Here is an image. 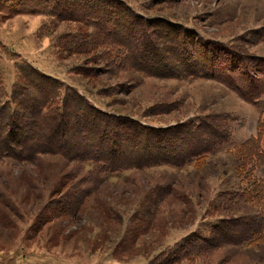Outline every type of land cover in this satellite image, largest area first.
I'll return each instance as SVG.
<instances>
[{"label": "rangeland", "instance_id": "1", "mask_svg": "<svg viewBox=\"0 0 264 264\" xmlns=\"http://www.w3.org/2000/svg\"><path fill=\"white\" fill-rule=\"evenodd\" d=\"M120 24L134 31L128 38L138 52L147 42L136 33L140 24L181 39L170 53H196L199 45L219 76L262 81L261 98L250 103L218 78L116 68L103 42L113 39L120 50ZM25 65L62 85L60 102L78 94L115 125L165 128L220 115L231 139L199 165L120 173L54 154L2 160L0 264L160 263L184 239L211 237L222 219L263 211V191L251 203L240 189L253 180L264 185V157L252 139L260 136L264 151V0H0L4 100L10 102ZM179 264H264V242L222 246Z\"/></svg>", "mask_w": 264, "mask_h": 264}, {"label": "trees", "instance_id": "2", "mask_svg": "<svg viewBox=\"0 0 264 264\" xmlns=\"http://www.w3.org/2000/svg\"><path fill=\"white\" fill-rule=\"evenodd\" d=\"M120 25L124 28L120 50H115V44L118 46L119 43L113 39L103 42L106 44L104 55L107 62L116 68H129L141 74L148 72L151 76L167 78L198 75L218 78L250 103H257L261 98L262 93L257 87L262 81L251 78L236 82L230 75L219 76L217 66L208 65L213 60L208 55L210 51L202 50L199 45H195L197 54L193 49L170 53L172 46L180 44L181 39L159 35L160 32L156 34V26L152 24L150 28L154 31L140 24L136 33L143 32L147 42L137 44L140 48L138 52L134 50V39L128 38V34L134 31L130 26ZM157 28L159 31L162 29L161 26ZM160 42H167L168 46L163 48ZM136 60L139 63L135 64ZM127 62H131L130 67H126ZM20 68V82L14 84L10 102L4 100L7 93L2 89L0 80V162L6 158L35 160L54 154L82 164H93L104 173L146 169L162 164L184 167L192 163L201 164L204 158L231 139V127L225 120L219 121L220 115H210L198 124L191 122L165 128L115 125L112 117L95 110L78 94L67 95L60 102L62 85L31 65ZM59 102L64 109H60ZM10 103L17 104L19 108L13 109ZM71 107L72 112L68 110ZM26 115H30L29 119ZM259 132L262 134L261 130ZM252 139L256 140L257 154L260 158L264 157L260 136ZM257 154L254 156L257 157ZM249 170L252 175L254 166ZM240 191L245 200L256 203L254 200H258L260 192H264V185L253 180L250 187ZM226 208H229L227 204ZM261 241L264 242V209L257 214L224 218L215 225L211 237L186 238L160 263L155 259L151 264H179L222 246L247 247Z\"/></svg>", "mask_w": 264, "mask_h": 264}]
</instances>
